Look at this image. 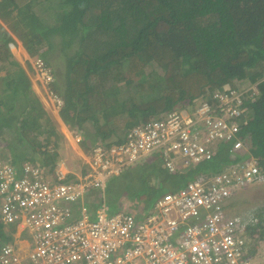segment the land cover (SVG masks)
I'll use <instances>...</instances> for the list:
<instances>
[{"label": "trees", "instance_id": "16d2710c", "mask_svg": "<svg viewBox=\"0 0 264 264\" xmlns=\"http://www.w3.org/2000/svg\"><path fill=\"white\" fill-rule=\"evenodd\" d=\"M18 42L30 56L42 50L50 65L64 60L61 69L54 62L50 87L84 153L94 144L124 142L130 127L175 107L211 102L216 89L257 83L253 120L242 132L248 153L234 154L220 143L211 158L175 172L160 152L152 153L117 174L120 183L106 184L114 208L142 219L162 194L233 161L252 156L264 170V0H0V133L11 134L0 157L32 160L48 174L66 140L32 89L30 62L24 68L10 59V44ZM251 210L264 240V205ZM8 239L0 224V242Z\"/></svg>", "mask_w": 264, "mask_h": 264}, {"label": "built area", "instance_id": "2783aa9c", "mask_svg": "<svg viewBox=\"0 0 264 264\" xmlns=\"http://www.w3.org/2000/svg\"><path fill=\"white\" fill-rule=\"evenodd\" d=\"M27 59L47 105L59 111L62 100L50 87L54 74L42 52ZM256 85L216 89L211 102L133 125L122 143L92 145L88 169L76 181L61 170L44 174L34 162L0 157V224L9 238L0 242V264H256L257 212L225 210L238 189L264 183L255 157L162 194L142 219L124 210L108 215L103 201L108 177L155 152L171 172L211 158L220 143L248 153L242 132L253 120ZM65 127L79 144V134ZM91 190L98 191L96 208L86 201Z\"/></svg>", "mask_w": 264, "mask_h": 264}, {"label": "rangeland", "instance_id": "374dc122", "mask_svg": "<svg viewBox=\"0 0 264 264\" xmlns=\"http://www.w3.org/2000/svg\"><path fill=\"white\" fill-rule=\"evenodd\" d=\"M11 47V57L10 59L13 61H17L19 64H21L22 66H24V68H26L25 65V61L28 57V53L25 51V49L20 45V43L17 44V46H14L12 44H10ZM54 53L51 54V56H49L51 59L53 57ZM55 62V66L56 68L61 69L64 63L63 59L57 58L55 61L53 60V64L51 63L48 64L51 68L53 67ZM28 70V69H26ZM53 72V71H52ZM4 73L3 70H0V75H2ZM30 79H31V83H32V89L35 92V94L38 96V98L42 101L45 109L48 111L51 119L53 120V122L56 124L57 128L59 131L63 132V127H62V121L60 119L59 116V111L55 110V109H51V105H47L46 100H43L44 97H42V89L39 83L35 82V78H34V72H28ZM55 79V78H54ZM65 124V123H64ZM65 126H67L65 124ZM68 127V126H67ZM9 130H4L3 132L0 133V155L3 154V151L6 149V146L9 142V137H10V133L8 132ZM70 131H72L70 129ZM70 136V135H68ZM71 137V136H70ZM68 137L65 138V142L62 145V148L60 149V153H61V161L59 163L65 165V166H71L74 168H79L80 163L82 162V157H81V151L79 148L80 145L76 144L74 139L71 140V138ZM248 158V157H247ZM246 159V158H245ZM31 162H34L32 160H28ZM58 163V165H59ZM123 173V172H122ZM120 173V174H122ZM119 175V174H118ZM122 176H117V175H113L107 178L106 184L108 183H114V184H118L120 183ZM125 182L126 185L129 184V179H123L122 182ZM125 185V186H126ZM133 186H136L135 183L132 184ZM129 189H131V186H128ZM105 188V187H104ZM97 195V194H96ZM96 201L99 199L97 198V196L95 197ZM93 198V199H95ZM261 198V200L259 199ZM137 199V198H136ZM135 199V200H136ZM257 199L260 200V204L264 205V183H254V184H250L242 189H238L236 192H234V194L230 197V201L231 204L228 206L227 214L228 215H243L245 213L248 212V210H250L251 208H255V205L257 204ZM97 201V202H98ZM102 200L100 199V202ZM104 204H107L109 206L110 204V212L114 213L120 210H124L127 211L128 209H123L122 207H118V208H114V205L109 203V197L104 194ZM97 202H95V204H97ZM256 203V204H255ZM99 205L97 204V207ZM130 212V211H129ZM256 245V254H255V262L256 264H264V240L259 241L258 243L255 244Z\"/></svg>", "mask_w": 264, "mask_h": 264}, {"label": "crops", "instance_id": "0c3cea01", "mask_svg": "<svg viewBox=\"0 0 264 264\" xmlns=\"http://www.w3.org/2000/svg\"><path fill=\"white\" fill-rule=\"evenodd\" d=\"M43 97V96H42ZM43 100H44V98H43ZM62 121V120H61ZM62 127H63V132H61L63 135H64V137L65 138H67L68 139V137H70V136H68V130H66V127H65V124H64V122L62 121ZM71 138V137H70ZM71 140H72V138H71ZM82 150V149H81ZM82 153H81V157H82V162L80 163V167L79 168H74V167H71V166H65V165H63V164H61V163H59V165L57 166V168L55 169V170H61V171H63V172H66L67 173V179L68 180H73V181H76L77 179H78V177L82 174V173H84L83 172V167L84 166H87L86 165V153H84L83 152V150L81 151ZM61 161V160H60ZM69 175H72L74 178L73 179H69L68 177H69ZM96 194H98V191H96V190H91L90 191V193H88L87 194V197H86V201H87V203L91 206V202H96L95 200H96ZM93 198H95V199H93ZM260 200H261V198H259ZM259 199H257V202L256 203H259L260 202V200ZM229 202H230V198H228L227 200H226V202H225V209H226V211H227V208H228V205H229ZM255 203V204H256ZM94 205H92V207H93ZM96 208V207H95ZM153 209V208H152ZM136 217H137V215L134 213V211H131ZM228 213V212H227ZM147 215V214H146ZM139 219V218H138Z\"/></svg>", "mask_w": 264, "mask_h": 264}, {"label": "clouds", "instance_id": "9594fccd", "mask_svg": "<svg viewBox=\"0 0 264 264\" xmlns=\"http://www.w3.org/2000/svg\"><path fill=\"white\" fill-rule=\"evenodd\" d=\"M18 43H20V42H18ZM13 45V44H12ZM21 45V44H20ZM22 46V45H21ZM23 47V46H22ZM24 48V47H23ZM26 51V50H25ZM40 51H42V50H40ZM27 52V51H26ZM29 55V54H28ZM30 56V55H29ZM26 60H28V59H26ZM46 61V60H45ZM47 62V61H46ZM61 119V118H60Z\"/></svg>", "mask_w": 264, "mask_h": 264}]
</instances>
